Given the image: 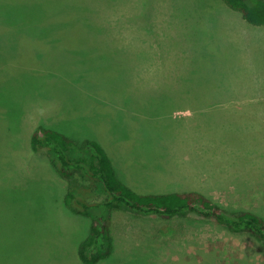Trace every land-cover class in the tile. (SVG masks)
Returning <instances> with one entry per match:
<instances>
[{
	"label": "rangeland",
	"instance_id": "1",
	"mask_svg": "<svg viewBox=\"0 0 264 264\" xmlns=\"http://www.w3.org/2000/svg\"><path fill=\"white\" fill-rule=\"evenodd\" d=\"M39 127L101 143L135 191L264 217V26L222 0H0V264H84L91 221L64 204L84 181L32 149ZM111 218L97 264H264L213 218Z\"/></svg>",
	"mask_w": 264,
	"mask_h": 264
},
{
	"label": "trees",
	"instance_id": "2",
	"mask_svg": "<svg viewBox=\"0 0 264 264\" xmlns=\"http://www.w3.org/2000/svg\"><path fill=\"white\" fill-rule=\"evenodd\" d=\"M222 2L250 25L264 26V0ZM207 56L209 52L205 58L209 60ZM31 147L35 152L49 151L52 165L62 178L79 177L84 181L64 198L66 207L91 221L89 234L78 247L79 260L84 264H97L110 256L113 251L111 214L125 210L162 219L194 213L213 218L233 233H248L264 243L263 215L251 210L228 213L213 198L197 190L135 191L118 177L108 151L97 141L78 143L56 130L39 127L31 137ZM97 194L104 199L93 200Z\"/></svg>",
	"mask_w": 264,
	"mask_h": 264
}]
</instances>
